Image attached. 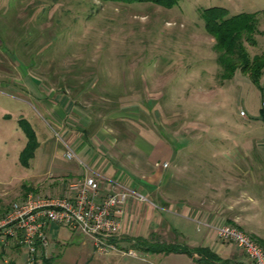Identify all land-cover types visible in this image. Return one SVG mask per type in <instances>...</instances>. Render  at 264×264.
<instances>
[{"label":"rangeland","instance_id":"374dc122","mask_svg":"<svg viewBox=\"0 0 264 264\" xmlns=\"http://www.w3.org/2000/svg\"><path fill=\"white\" fill-rule=\"evenodd\" d=\"M212 6L224 7L230 15L257 13L258 29L264 31V0H179L172 6L0 0V214L28 191L52 194L46 190L52 185H46L45 172L59 127L41 113L36 101H76L78 116L85 120L88 109L92 119L111 115L118 107H124L119 113L132 115L138 114L132 108L135 102L158 101L147 126L131 120L116 126L141 135L156 129L182 132L189 147L215 152L212 168H218L216 162L223 166L234 161L229 149H264L260 112L264 101L256 84L239 69L222 75L214 38L205 31L201 17V11ZM255 39V47L246 44L250 56L264 51V32ZM105 122L113 125L111 120ZM83 125L78 122V127ZM211 156L206 155L208 161ZM62 179L64 188L70 180ZM36 180L41 181L37 191ZM251 187L250 216L264 239V185ZM143 195L147 201L140 202L155 209L163 206ZM234 225L264 249L258 237ZM46 235L47 252L55 264H192L187 254L150 251L129 243L99 254L92 237L57 223L46 228ZM175 235L179 242L181 234ZM175 235L164 230L162 238ZM14 248H5L0 264H11V260L25 264L24 248Z\"/></svg>","mask_w":264,"mask_h":264},{"label":"crops","instance_id":"0c3cea01","mask_svg":"<svg viewBox=\"0 0 264 264\" xmlns=\"http://www.w3.org/2000/svg\"><path fill=\"white\" fill-rule=\"evenodd\" d=\"M260 84L264 88V75L260 78ZM260 94L261 101H264L261 91ZM36 102L41 113L49 117L64 134L59 131L60 134L54 133L57 139L52 143L53 150L42 147L51 154L49 170L45 173L46 185L52 186L46 190L51 189L52 194L61 192L64 185L62 178L71 181L86 173L76 159L64 158L65 143L72 147L80 160L88 164V174L97 173L104 178L118 180L129 189L139 190L163 204L155 209L134 198L128 199L121 215V229L111 238L116 245L129 243L131 246L135 240L144 239L149 243L207 247L231 263L251 264L233 243L217 239L211 226L221 222L236 223L264 244V239L255 229L250 216L253 212L248 205L253 201L251 186L264 185V149L256 146L229 149L234 161H228L223 166L216 162L218 168H212L215 152L189 147L182 132L156 129L141 135L136 130L122 131L116 126L117 122L121 124L124 120L147 126L146 122L150 121L158 101L135 102L136 106L132 108L138 114L132 115L119 113L124 107H118V111L111 115L92 119L94 115L88 109V120L78 116L76 101ZM260 112L264 115L263 106ZM105 120H111L113 125H107ZM78 122L84 125L78 127ZM150 124L148 126L151 128ZM207 154L212 155L209 161ZM57 157L67 160V163L59 161ZM37 183L40 185L41 181L33 183L35 190ZM164 214H172L185 221H176L174 217ZM164 230L167 234H181V240L178 242L176 235L169 240L162 238ZM190 258L192 264H196Z\"/></svg>","mask_w":264,"mask_h":264},{"label":"built area","instance_id":"2783aa9c","mask_svg":"<svg viewBox=\"0 0 264 264\" xmlns=\"http://www.w3.org/2000/svg\"><path fill=\"white\" fill-rule=\"evenodd\" d=\"M64 147V158L76 159L86 173L69 181L60 194H27L11 202L0 215V243L5 248H24L25 264H41L42 257L48 255L46 228L52 223L92 237L99 254L116 250L111 238L121 229L126 202L130 198L147 201L142 193L118 180L88 174V164L77 157L71 146L64 143ZM211 227L218 239L233 243L251 264H264L263 247L242 229L226 222ZM128 253L132 254V250Z\"/></svg>","mask_w":264,"mask_h":264},{"label":"trees","instance_id":"16d2710c","mask_svg":"<svg viewBox=\"0 0 264 264\" xmlns=\"http://www.w3.org/2000/svg\"><path fill=\"white\" fill-rule=\"evenodd\" d=\"M101 1L123 3L149 2L156 5L172 6L179 0ZM201 17L203 19L205 31L214 38L213 49L216 52V63L222 69V75L230 76L236 69H239L249 76L252 83L256 84L264 96V88L260 84V78L264 75V51L261 54L250 56L246 47V44L255 47L258 44L255 39L256 34L264 32L258 29L257 13H238L230 15L226 8L212 6L203 9L201 11ZM131 246L141 247L150 251L187 254L193 258L196 264H240L236 262L231 263L229 260L222 259L207 247L190 248L187 245L177 243H149L144 239L135 240ZM5 252V247L0 243V255H3ZM53 259L52 255H44L41 259V264H55ZM10 263L13 264V261L11 260Z\"/></svg>","mask_w":264,"mask_h":264}]
</instances>
